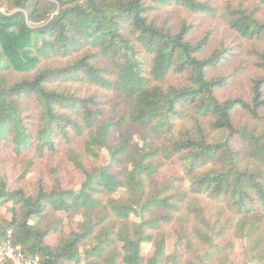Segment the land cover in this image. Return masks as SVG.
Masks as SVG:
<instances>
[{
    "label": "trees",
    "instance_id": "trees-1",
    "mask_svg": "<svg viewBox=\"0 0 264 264\" xmlns=\"http://www.w3.org/2000/svg\"><path fill=\"white\" fill-rule=\"evenodd\" d=\"M5 243L264 264V0H0Z\"/></svg>",
    "mask_w": 264,
    "mask_h": 264
},
{
    "label": "built area",
    "instance_id": "built-area-1",
    "mask_svg": "<svg viewBox=\"0 0 264 264\" xmlns=\"http://www.w3.org/2000/svg\"><path fill=\"white\" fill-rule=\"evenodd\" d=\"M5 258L10 259L13 264H36L37 259L26 258L19 246L5 243L0 246V263Z\"/></svg>",
    "mask_w": 264,
    "mask_h": 264
},
{
    "label": "rangeland",
    "instance_id": "rangeland-1",
    "mask_svg": "<svg viewBox=\"0 0 264 264\" xmlns=\"http://www.w3.org/2000/svg\"><path fill=\"white\" fill-rule=\"evenodd\" d=\"M48 240L50 241V238H48ZM148 251H149V249H148V248H146L145 252H148Z\"/></svg>",
    "mask_w": 264,
    "mask_h": 264
}]
</instances>
